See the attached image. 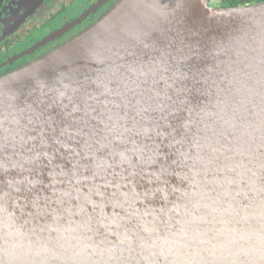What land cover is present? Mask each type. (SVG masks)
<instances>
[{"label":"water","instance_id":"1","mask_svg":"<svg viewBox=\"0 0 264 264\" xmlns=\"http://www.w3.org/2000/svg\"><path fill=\"white\" fill-rule=\"evenodd\" d=\"M117 0L0 76V264H264V1Z\"/></svg>","mask_w":264,"mask_h":264},{"label":"flooded vegetation","instance_id":"2","mask_svg":"<svg viewBox=\"0 0 264 264\" xmlns=\"http://www.w3.org/2000/svg\"><path fill=\"white\" fill-rule=\"evenodd\" d=\"M221 1L209 0V3L219 7ZM116 2L0 0V76L63 44L96 21Z\"/></svg>","mask_w":264,"mask_h":264},{"label":"trees","instance_id":"3","mask_svg":"<svg viewBox=\"0 0 264 264\" xmlns=\"http://www.w3.org/2000/svg\"><path fill=\"white\" fill-rule=\"evenodd\" d=\"M254 2V0H222L219 7L248 5Z\"/></svg>","mask_w":264,"mask_h":264},{"label":"bare ground","instance_id":"4","mask_svg":"<svg viewBox=\"0 0 264 264\" xmlns=\"http://www.w3.org/2000/svg\"><path fill=\"white\" fill-rule=\"evenodd\" d=\"M205 0H195V11L206 13ZM208 10V9H207Z\"/></svg>","mask_w":264,"mask_h":264}]
</instances>
